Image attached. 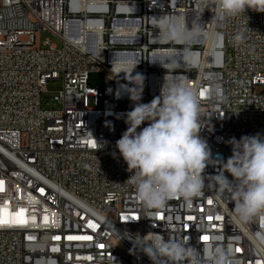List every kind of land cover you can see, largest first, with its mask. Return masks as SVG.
I'll return each mask as SVG.
<instances>
[{"label":"built area","instance_id":"obj_1","mask_svg":"<svg viewBox=\"0 0 264 264\" xmlns=\"http://www.w3.org/2000/svg\"><path fill=\"white\" fill-rule=\"evenodd\" d=\"M211 7L199 0H0V264H152L127 239L150 232L193 247L215 237L235 264H264L257 225L238 224L227 195L209 183L190 204L177 198L144 209L115 148L134 106L126 89L136 74L144 77L141 103L159 96L165 75L199 89V134L213 158L232 155L233 137L264 135V13L219 21ZM160 15L199 23L205 35L191 45L156 40L153 17ZM241 30L245 42L237 46ZM42 31L62 46L38 41ZM54 80L62 87L54 105L43 106ZM217 84L222 100L210 95ZM218 171L209 164L204 175Z\"/></svg>","mask_w":264,"mask_h":264},{"label":"clouds","instance_id":"obj_2","mask_svg":"<svg viewBox=\"0 0 264 264\" xmlns=\"http://www.w3.org/2000/svg\"><path fill=\"white\" fill-rule=\"evenodd\" d=\"M199 3L204 10L211 5L212 18L219 21L244 16L249 9L264 13V0ZM153 24L157 29L155 39L162 42L191 45L205 35L199 23L189 26L180 15L154 16ZM217 39L222 40L223 36ZM233 41L237 46L243 44L244 31L237 32ZM137 80L141 83L137 84ZM129 81L134 86L126 90L134 106L126 113L127 129L115 148L132 173L127 181L134 186L142 207L159 210L177 198L190 204L211 183L229 197L238 224L257 225L254 237L257 246L264 247V227H260L264 224V135H244L239 140L233 137L228 141L232 155L226 161L220 154L213 158L207 141L199 134L204 126L199 89L165 75L159 96L141 103L144 77L136 74ZM136 92L139 96L134 95ZM210 95L224 98L218 84ZM145 122L147 126L141 127ZM115 155L113 152L114 158ZM209 164L219 167L217 174L204 175ZM127 239L133 245L132 251L143 253L152 264H235L231 250L221 246L215 237L202 247H193L183 239H166L154 232L145 236L129 233Z\"/></svg>","mask_w":264,"mask_h":264},{"label":"rangeland","instance_id":"obj_3","mask_svg":"<svg viewBox=\"0 0 264 264\" xmlns=\"http://www.w3.org/2000/svg\"><path fill=\"white\" fill-rule=\"evenodd\" d=\"M25 37H23V40ZM46 39H50L52 43H55L58 47L62 46V40L55 34L50 31H42L37 33V40L40 42H44ZM62 87V82L60 80L57 81H49L47 84V96L43 97L42 104L46 107H51L54 105V100L52 94Z\"/></svg>","mask_w":264,"mask_h":264},{"label":"snow or ice","instance_id":"obj_4","mask_svg":"<svg viewBox=\"0 0 264 264\" xmlns=\"http://www.w3.org/2000/svg\"><path fill=\"white\" fill-rule=\"evenodd\" d=\"M209 238L207 236L204 237V240L207 241Z\"/></svg>","mask_w":264,"mask_h":264}]
</instances>
